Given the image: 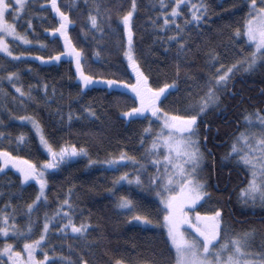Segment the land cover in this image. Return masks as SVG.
Segmentation results:
<instances>
[{
    "label": "snow or ice",
    "instance_id": "1",
    "mask_svg": "<svg viewBox=\"0 0 264 264\" xmlns=\"http://www.w3.org/2000/svg\"><path fill=\"white\" fill-rule=\"evenodd\" d=\"M83 3L85 9L80 8V0H70L63 7L58 0H0V53L3 54L0 55V109L7 113L9 120L30 122L39 137V145L50 157L33 161L14 154V151H29L31 137L24 131L13 135L0 130V142L8 141L9 144L5 147L0 143V176L10 168L19 174L15 190H12L11 181L7 182V188L0 183V199L7 197L0 207V264H264V223L260 227H237L239 222L230 207L231 195L218 196L209 210L197 211L213 200L212 189H218L220 182L218 177L215 185L211 183L217 169L215 153L208 147L210 138L215 139V136L212 135V122L207 117L213 111L218 115L225 113L229 107L228 98L239 95L241 102L245 99L243 90L236 88L237 77L243 79L257 72L264 73V0H153L152 7L159 8V12L155 18L148 16L146 23L156 33H171L157 35L154 41L165 46V56L172 54L171 79H165L162 84H159V77L168 76L167 68H157L154 79L152 71L144 68L135 51L138 0H130L127 10H124L122 0H83ZM49 5L55 14L52 19H59L56 26L45 32L53 39L57 34L63 37L64 52L45 56L16 51L13 44L19 42L39 45L45 50L49 48L45 41L29 36V32H35V18H49ZM37 6L39 11H36ZM182 8L187 9V14ZM64 9L76 10L80 16H84L86 10L81 31L85 39L90 34H98L93 53L97 60L101 57V41L109 35L119 37L122 26L126 46L119 38L117 45L122 48L127 67L135 74L134 82L119 78L116 73L93 72L90 66L86 71V52L77 47L68 32L69 26L77 21ZM238 13H242L240 20L225 21L216 28L217 35H223L225 28L229 30L228 43L223 45L222 52L218 51L209 35L211 18L224 20L228 16L231 19ZM92 38L96 39V35ZM201 53L203 67L197 64ZM65 54L75 62L80 85L67 113L57 102V97L63 100L64 94L55 82L44 80L25 88L21 70L15 67L24 63L26 57L48 65L61 61ZM162 63L166 65L167 61ZM10 67L14 70H9ZM27 71L36 70L28 64ZM5 81L18 95L3 87ZM100 85L108 95L120 89L133 94L134 106L122 108L119 118L129 124L135 120L147 121L139 133V145L143 149L139 156L122 149L119 154H110L103 160L93 159L83 144L70 139L62 143L52 140L36 112L28 111L30 105H43L57 118L56 123L64 125L66 120L69 128L74 118L100 120L106 109L95 100L81 104L79 111L71 109V103H79L87 95L85 89ZM119 94L125 96L128 93ZM9 103H15L24 114L17 115ZM114 103L120 104L119 97ZM53 104H56L55 109L51 107ZM111 104L109 102V106ZM236 124L237 130L231 136L221 166L228 162L243 173L239 184L234 186L238 188L236 202L241 208L264 209V108H245ZM7 127L0 114V128ZM219 131L217 127L216 133ZM87 134L99 135L93 130ZM78 158L87 159L85 168L101 165L105 166V171L119 173L113 176V186L108 189L116 197L115 208L127 216L128 222L143 226L141 230L153 226L158 235L141 243L133 240L129 245L126 241L124 250L105 246L102 251L108 259L104 261L93 249L105 241L110 243L104 232L106 226L99 220L94 226L90 210L86 218L81 212L77 222L75 200L78 194L74 184L69 186L62 199L57 196L55 209L48 210L49 170H61ZM129 164L132 171H120ZM233 168L228 171L229 181ZM33 181L38 185V191L30 202L24 201L26 186ZM125 182L141 190L140 199H133L130 194L117 195ZM14 199L17 203H13ZM147 201L157 204L155 217L144 210ZM41 209H45L42 217ZM97 229H100L99 234L90 239ZM69 233L81 241L79 246L64 239L58 245L53 243L54 235L63 238ZM57 247L61 250L57 251ZM65 247L68 254H65ZM86 252L95 259L86 258Z\"/></svg>",
    "mask_w": 264,
    "mask_h": 264
},
{
    "label": "trees",
    "instance_id": "2",
    "mask_svg": "<svg viewBox=\"0 0 264 264\" xmlns=\"http://www.w3.org/2000/svg\"><path fill=\"white\" fill-rule=\"evenodd\" d=\"M58 2L63 7L65 4L70 3V0H58ZM124 10L130 7V0H122ZM153 0H138L139 8L137 14L135 15V51L141 60L142 65L146 70L152 71L153 78L156 79L157 73L156 69L167 68L168 76L165 77L161 75L159 77V84H162L165 79H171L172 71V54L168 53L165 56L164 45L154 42L157 35H170L171 33H156L151 25L147 24V17H156L159 12V8L152 7ZM219 2V0H217ZM238 2V0H236ZM49 9L47 19L41 20L35 18L33 20V26L35 27V32H29V36L33 40H43L48 43V49H42L39 45H23L13 44L16 51H29L37 53L39 55H54L55 52H64V41L63 37H59L57 34L56 38L53 39L51 34L46 33L45 29L49 27H54L58 23V17H54V13L50 11V5L47 6ZM80 8L85 9L83 0H80ZM40 8L37 6L36 11ZM69 11V9H64ZM187 14V9L182 8ZM69 15L72 19L76 20L75 25H70L68 32L72 37L73 42L77 47L84 48L87 55L86 71L100 72L105 71L109 75L116 73L119 78L125 79L128 82H134L135 75L131 73V69L127 67V60L123 56L122 48L117 45V39L126 46V37L124 36L122 26L119 27V37L115 35H109L101 41V57L99 60L93 55L97 48V40H99L98 34H90L87 39H85L83 32L81 31V26L85 23V15L80 16L76 10L69 11ZM242 13H238L237 16L231 19L228 16L224 17V20H219L217 17L213 16L211 18V42L214 46H217L218 51H223V45L228 43L229 30L224 29L223 35L216 34V28L219 25L225 23V21L231 23L233 21L240 20ZM116 17L113 16V22L115 23ZM162 22V21H161ZM21 31L24 29L21 28ZM96 35V39L92 36ZM11 43V42H10ZM175 45H173V48ZM206 50V49H205ZM231 59V58H229ZM167 61L165 65L162 63ZM203 53H201L200 59L197 64L203 67ZM31 64L35 72H28L27 65ZM21 70L22 82L25 86L29 84H36L47 80L48 83L55 82L57 88L61 90L64 94V99L60 100L57 97V102L64 106V111L67 113L69 111V103L73 98L76 97L77 92L80 90V85L78 83L76 72H75V62L68 56L63 55L61 61L53 62L48 65L43 64L41 61L35 60L32 57H26L24 63H18L15 65ZM9 70H14L10 67ZM194 71H199V68H194ZM38 73V75H37ZM244 81L246 84L250 85L248 88L245 84L242 85L243 95L245 99L241 102L240 96L237 98H228L227 103L229 105L227 111V118L222 120L215 111L210 112L207 117L208 120L212 122V135L215 139L210 138L209 148H212L215 153L216 158V169L217 171L212 175L211 183L216 184L217 178L219 177V188L213 187V200L205 205L203 208H197V211L209 210L211 204L215 203L218 196L228 197L231 195L232 204L230 207L233 209V216L239 222L237 227H246L249 225H254L260 227L264 223V209L256 207L254 209H242L239 203L236 202V195L238 188L234 186L239 184L243 173L240 170L233 168L231 163L225 162L221 166V160L226 151L228 150V145L232 134L237 130L236 121L241 120V113L245 108L252 110L250 108L251 103L249 102V97L253 98L251 102L256 100H262L264 98V73L257 72L252 75L245 76ZM242 83L241 78L237 77L236 84ZM158 86V85H156ZM3 87L7 88L8 91L14 95L15 90L6 81ZM184 87L183 81H181V88ZM87 95L79 103H71V109L79 111L80 105L84 104L90 100H95L98 104L105 105V115L101 116L100 120H77L74 118L71 128L67 126V121L65 120L64 125H59L56 123V117L49 114V109L40 105L39 107L35 105H30L28 108L29 112H36L38 118L41 120L45 126L46 133L51 137L52 140L57 143H62L63 140H72L78 144H83L88 147L92 158L103 160L110 154H119L122 149H126L130 154H135L139 156L143 149L139 145V133L143 126L147 124L146 120H135L132 123H127L126 121L119 118V113L124 107L134 106L133 94L127 89H120L119 92L112 91L111 95H108L102 85L94 86L91 89L84 90ZM111 91V90H109ZM120 92H127L125 96H120ZM251 94H255L257 97H253ZM119 97L120 104L116 105L114 102ZM169 99H172L170 97ZM109 102H112L109 106ZM16 112L17 115H23L24 111L17 106L15 103H9L8 105ZM52 109H55L56 104H53ZM0 114L4 116L5 122L8 124L6 129L0 128V130H5L11 132L13 135L18 134L20 131H24L31 137V149L29 151L15 152L14 154L24 155L28 159L33 161H43L49 159L46 150L39 145V137L32 128L30 122H20L9 120L7 113L0 109ZM105 116L107 119H105ZM217 127L220 129L219 133H216ZM96 131L98 136H89L87 133L90 131ZM5 147H8V141H2ZM10 150H13L10 148ZM87 164V159L78 158L74 162H71L68 166L63 167L61 170H49V185L47 188V195L49 197V209H55L56 198L59 196L63 198L64 193L67 192L71 184L75 185V191L77 192V197L75 202L78 204V209L76 212L77 222L81 219L80 213L83 212V216L86 218L89 215V210L92 213V221L95 226L97 221L106 227L104 232L107 235V241L100 243L97 247L93 249V252L101 257L104 261H107L108 256L104 255L102 249L106 246L108 249L124 250L126 248V241L130 243L134 240L137 243H141L148 239L149 237L158 235V230H155L153 226H147V230H141L143 226L138 227L135 222H128L127 216L115 208L116 197L112 196L108 192V189L112 188V180L114 175H119V173H113L111 171H105V166L96 165L92 168H85ZM233 168L231 180L228 179V171ZM55 171V174H51ZM120 171H132V166L129 164L127 168H121ZM12 182V190H15L19 184V174L16 169H9V171L0 176V183H3L7 188V182ZM38 191V185L33 181L29 186H26L24 191V201H29L35 197ZM120 194H130L133 199L141 198V190L136 188L135 185H128L126 182L123 186L119 187L117 195ZM7 200V197L0 199V207H2ZM13 203H17V200H13ZM41 209L40 216L42 217L43 211ZM145 211L151 212L153 217L157 211V204L152 201L145 202ZM258 217L263 218L259 221ZM22 223V221H21ZM100 229L93 231L91 233L90 239H95L99 234ZM64 239L73 245L79 246L81 241L77 240L74 234L69 233L66 237H60L59 235H54L52 241L54 244H59L61 240ZM2 242V241H0ZM61 249L57 247V251ZM65 254H68L67 248L64 249ZM120 254V253H117ZM75 258V257H74ZM86 258L89 260H94L92 254L86 252Z\"/></svg>",
    "mask_w": 264,
    "mask_h": 264
},
{
    "label": "flooded vegetation",
    "instance_id": "3",
    "mask_svg": "<svg viewBox=\"0 0 264 264\" xmlns=\"http://www.w3.org/2000/svg\"><path fill=\"white\" fill-rule=\"evenodd\" d=\"M241 81H242V83H240V84H236V88H237V90H240L241 89V87H242V85L243 84H245L248 88H251V86L250 85H248V84H246L247 82H245L244 81V79H241ZM253 97H257V96H255V94H251ZM239 96V95H238ZM235 98H237V96L235 97ZM251 98V97H250ZM253 98H251L250 100H252ZM249 100V102L251 103V107L250 108H256V107H259V108H264V98L261 100H256L255 102H251ZM243 102V101H242ZM227 114H224V113H222L221 115H220V118H222V120H225L226 118H227ZM257 219H259V221L260 220H262L263 218H261V217H258Z\"/></svg>",
    "mask_w": 264,
    "mask_h": 264
},
{
    "label": "rangeland",
    "instance_id": "4",
    "mask_svg": "<svg viewBox=\"0 0 264 264\" xmlns=\"http://www.w3.org/2000/svg\"><path fill=\"white\" fill-rule=\"evenodd\" d=\"M10 42H11V39H10ZM20 43H22V42H20ZM0 55H3L2 53H0ZM39 61V60H38ZM135 75V74H134ZM10 169H13V168H10Z\"/></svg>",
    "mask_w": 264,
    "mask_h": 264
}]
</instances>
